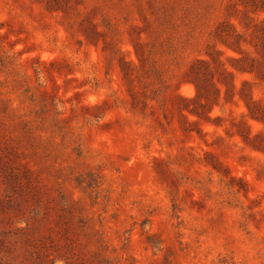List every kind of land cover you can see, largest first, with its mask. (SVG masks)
<instances>
[{"label":"rangeland","instance_id":"374dc122","mask_svg":"<svg viewBox=\"0 0 264 264\" xmlns=\"http://www.w3.org/2000/svg\"><path fill=\"white\" fill-rule=\"evenodd\" d=\"M0 264H264V0H0Z\"/></svg>","mask_w":264,"mask_h":264}]
</instances>
